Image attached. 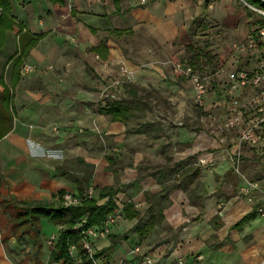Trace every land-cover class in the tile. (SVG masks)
<instances>
[{
    "label": "crops",
    "instance_id": "1",
    "mask_svg": "<svg viewBox=\"0 0 264 264\" xmlns=\"http://www.w3.org/2000/svg\"><path fill=\"white\" fill-rule=\"evenodd\" d=\"M9 1L22 31H8L0 52V90L5 86L10 94L0 102V116L10 117L9 129L0 139V264H15L13 258L22 257L19 264L41 263L35 256H17L26 244L34 248L27 235L20 238V233L10 231L12 202H57L61 192L78 196L80 189L113 186L106 158L110 155L118 159L119 182L126 185L118 196L133 201L140 211L147 208L146 195L162 189L150 173L166 166V155L172 159L170 164L197 158L196 176L179 172L170 181L178 179L163 212L166 230L161 232L166 235L160 234L151 250L156 254L154 264H264V219L255 211L256 205L239 194L245 179L260 180L264 170L257 166L259 171L254 172L247 166L252 163L248 150L241 165L244 179L235 174L223 149L213 143L218 133L202 111L198 129L184 125L181 112L175 115L173 108L166 107L163 116L169 117L165 120L156 115L159 104L180 102L176 94L188 80L173 64L186 63L199 21L213 22L233 38L246 36L247 24L241 19L245 13L239 3ZM32 36L40 38L17 70L11 59ZM27 65L33 69L27 71ZM123 68L131 74L123 83L138 88L139 95L149 93L150 101V109L128 125L99 113L103 91L121 77ZM112 91L117 99L127 96L123 85ZM190 97L194 100L193 91ZM141 122L159 123L162 137L154 140L145 133L126 132ZM139 174L142 179L137 182ZM182 178L187 183L184 187L179 185ZM58 231L51 235L57 236ZM94 244L102 249L110 241ZM129 252L122 251L121 243L111 259H128Z\"/></svg>",
    "mask_w": 264,
    "mask_h": 264
},
{
    "label": "trees",
    "instance_id": "2",
    "mask_svg": "<svg viewBox=\"0 0 264 264\" xmlns=\"http://www.w3.org/2000/svg\"><path fill=\"white\" fill-rule=\"evenodd\" d=\"M236 1L241 8L244 7L240 0ZM246 1L256 5L258 4L257 0ZM0 8L2 9V12L0 13L1 52L6 43L7 32L15 31L16 34H19L22 31V28L16 23V20L11 13L9 0H0ZM245 9V15L249 20L248 27L250 28L255 22L250 19L252 14ZM260 23L264 22L260 21ZM39 38L40 36H32L25 45L20 46L19 51H17L15 56L11 59L13 61L15 60V69L19 70L21 68L27 51L37 43ZM221 48L222 47L219 46L218 49L212 52L204 51L201 48H195L192 43L187 49V59L185 61L192 65L197 71L208 69L214 72L217 64V58L215 59L218 54L217 50L219 51ZM123 88L126 91L127 96L125 98L108 99L105 105L99 107V113L109 116L112 121L128 125L130 120L137 119L140 112H146L150 109V101L146 99L148 96L147 94L149 93L139 95V89L129 83H123ZM1 89L0 102L2 103L3 99L10 98V94L5 86ZM200 115L201 113H199V116ZM2 118L3 115L0 116V124L3 126L2 129H0V139L7 133L10 123V117L5 119ZM149 127L150 130L147 129ZM126 132L133 134L145 133L154 140L162 137L161 125L155 122H141L136 126L128 127ZM165 157L167 160L166 166L150 173V175L161 184V191L154 195H146L147 208L143 211H140L133 201H125L123 206L124 219L128 221L136 220V224L128 232L122 234L111 233L108 236L110 245L97 250L95 257L105 256L107 259H110L115 250L121 245L122 241L129 240L130 234H136L138 239L143 241L154 231L155 228L162 226V223L164 222L163 220H165L163 212L166 209L168 202H170V194L176 186V181H178V179L174 178V182L170 181H173V177L176 173L182 172V174H190L193 177L197 175L198 170L195 165L197 161L196 156H190L187 158V163L186 161H179L174 164H170V161L172 160L170 157L167 155ZM106 158L109 162V169L113 172L115 185L97 190L98 198L84 199L78 205L69 206H66L64 203L63 197L65 192L60 193L57 202L34 203L18 202L15 200L10 206H8V208L11 207L12 210H14V212L10 214L12 219L10 231H12L13 234L20 233V238L27 235L33 245V253L39 254L42 248V238L39 226L41 220L46 219L59 226L57 238L54 244L49 246L50 252L48 258L50 261L61 262L62 264H92L91 259L85 253L83 248L84 235L82 234V229L75 228V226L83 221H85L83 223L84 229L101 226L108 216L117 209L115 198L122 189L126 187V185H122L119 182L121 167L116 156L110 155ZM88 179H90V177H88ZM140 179H142V174L138 175L137 182ZM185 179L182 178L183 182H180V186L184 187L187 185L186 181H184ZM83 193L84 191L80 189L78 196L82 197ZM190 193L191 192H189V194ZM71 246L76 247V256L71 254Z\"/></svg>",
    "mask_w": 264,
    "mask_h": 264
},
{
    "label": "built area",
    "instance_id": "3",
    "mask_svg": "<svg viewBox=\"0 0 264 264\" xmlns=\"http://www.w3.org/2000/svg\"><path fill=\"white\" fill-rule=\"evenodd\" d=\"M258 4L240 0L250 18L255 22L248 30L246 36L240 41L232 42L227 52L222 55L219 51L215 71L208 69L197 71L192 65L181 61L173 64L176 72L184 76L192 86L194 102L205 113L215 127L218 136L214 140L223 149L224 156L230 161L233 172L243 178L241 165L245 152L258 147L264 139V0H257ZM140 5H146L149 0H138ZM2 9L0 8V13ZM257 22V23H256ZM221 54V55H220ZM33 67L26 66L30 71ZM131 74L126 69L121 70V77L112 80L102 93V105L108 99H115L113 88L118 87L125 79H130ZM220 80H218V79ZM214 100L208 103V99ZM205 163V160H200ZM244 179V178H243ZM239 194L250 204H255V211L264 219V176L260 180H247L240 187ZM257 194L259 198H257ZM118 196V195H117ZM98 198L94 188H88L81 196L65 193L63 199L66 206L78 205L84 199ZM117 209L111 213L101 226L84 229L83 221L75 226L81 228L84 235L83 248L91 259L92 264H154L156 254L146 250L143 246H136L129 255L131 259L123 258L114 261L105 256L95 257L94 242L105 240L112 233V228L124 220V203H118ZM57 236L51 235L47 239L49 246L53 245ZM77 252L71 246L70 252ZM42 264H62L50 261L49 258ZM185 264V262H180Z\"/></svg>",
    "mask_w": 264,
    "mask_h": 264
},
{
    "label": "rangeland",
    "instance_id": "4",
    "mask_svg": "<svg viewBox=\"0 0 264 264\" xmlns=\"http://www.w3.org/2000/svg\"><path fill=\"white\" fill-rule=\"evenodd\" d=\"M240 9L244 10L245 8L242 7ZM244 13H245V11H244ZM243 17H241V19L246 21L247 28L249 29V27H248L249 20H248L246 15ZM198 23L199 24L197 25V27H195L193 29V30H195V34L193 35L192 42H193L195 48H201L204 51L212 52V51L216 50L217 48H219V46H220L223 48L221 54L224 55L227 51V48H228L227 46L229 44H231L232 42L241 40V37H234L233 38L230 35H224L223 30L221 28L218 29V25L214 24L213 22L205 23L203 21H199ZM211 24H212V26H210ZM220 35H222V39L218 40V37L221 38ZM19 57H20V55H19ZM216 58H217V60H219V58H220L219 55L216 56L215 59ZM12 62H15V60ZM122 85L123 84L121 83L119 86H122ZM180 91H182V92H180L179 95L176 94L177 99H179L180 102H177L176 105H174V106H172V105L168 106V104L167 105L159 104L156 107V111L158 112V113H156V115L159 114L161 119L165 120V117H169V115L163 116L164 113L167 114L166 113V107H169L170 110L173 108L174 110L173 109L172 110H173L175 115H178L179 112H181V114H182L181 120L184 121V125L186 124L188 127H194L196 129H198L200 127V123H201V122L199 123V118H200L199 113H201V110L196 106V103L194 102L193 98L190 97L191 92H192L191 84L189 82H187L186 86H185V84L181 85ZM211 100H213V99L211 98ZM198 110H199V113H198ZM151 116L155 117V114L153 113V115L151 114ZM166 121H168V119H166ZM178 121L179 120H177L176 123L179 125ZM177 124L175 125L176 127H178ZM207 125H208V123H207ZM206 128H208V130H211L209 126ZM213 143L215 145L216 144L219 145L217 143V141H215V140H213ZM249 151H250L249 155L251 157H249L247 159L248 160L251 159L250 161L252 163H248L247 166L249 168H252V171H254V172L259 171L257 166H259V168L264 170V139L261 141V143L258 145L257 148L250 149ZM116 200L118 203H121V204H123L125 202V199L121 196H116ZM141 211H143V210L141 209ZM135 224H136V221L133 222V224H131L130 221H126L125 219L122 221H119L113 227V233L122 234V233L128 232L129 230H131V228ZM40 226L43 229L42 233H41V238H43V237L48 238L52 233L57 232L58 227H59L58 225H56V224H54V223H52L46 219H43L41 221ZM163 230H166V226H159V227L155 228L154 231L143 241H140L136 234H134V233L130 234L129 240L126 242L123 241L124 243L122 242V251H125V252L131 251L133 248H135L136 246H139V245L143 246L146 250H149V251L153 250L156 247L157 242L160 240V238H162V237H159L160 234H163V236L166 235V233L161 232ZM47 238H45L46 244L45 245L42 244V248H41V251L39 254L33 253L31 245L26 244V246H24L20 250V253L17 256L18 257L20 255H22V256H29V255L35 256V260L38 259L39 262H41L40 264H42L43 262H45L48 259V254L50 252L49 245L47 244ZM107 239H108V237H107ZM42 241H43V239H42ZM73 254H74V256H76L77 255L76 251L75 252L73 251ZM13 259H14L13 261L15 264H19L18 260H20V259L23 260V257L20 259L19 258L18 259L13 258ZM130 259H131V257L128 258V260H130Z\"/></svg>",
    "mask_w": 264,
    "mask_h": 264
}]
</instances>
